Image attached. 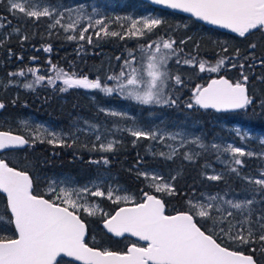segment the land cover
<instances>
[{
    "label": "trees",
    "instance_id": "obj_1",
    "mask_svg": "<svg viewBox=\"0 0 264 264\" xmlns=\"http://www.w3.org/2000/svg\"><path fill=\"white\" fill-rule=\"evenodd\" d=\"M48 1L60 4L66 0ZM155 9L161 13L162 23L146 36L144 35L145 37L129 36L127 32L122 31L124 26L120 23L122 20L120 14L128 12L129 9H117L112 15L115 24L109 32H118L124 38L106 36L102 33L97 36L96 31H88L85 36L91 37L89 43L87 39H79V32H77V41L69 39L68 32L62 27H52L53 21L49 17L38 19L27 17L18 10L13 13L9 11L8 0H0V101L5 105L0 112V129L29 138L20 126H16L15 121H9L4 117L17 119L32 114L43 121L53 122L68 135L64 138L66 143L63 147L37 140L24 149L2 153V159H5L9 165L31 174L36 194L43 195L42 179L39 180V176L65 172L72 173L80 184L110 176L114 181L136 193L139 200L143 199V192L155 194L164 201L168 214L187 210V201H194L205 191L226 194L249 191L252 196L264 200V190L245 179L264 170V160L261 158L235 157L223 167L221 180L207 179L208 165H216L217 159L225 156L224 149L217 144L220 137L235 141L238 145L254 144L250 138L236 134L233 125L239 124L244 129L249 128L264 134V108L260 106L261 100H264V79H261L264 77V66L248 68L247 64L250 61L243 59L250 53H254L257 61L264 58V36L255 33L247 34L246 37L224 32L213 33L201 27L203 25L193 17L170 9L158 7ZM25 36L27 39H23ZM162 38L176 42L174 48L177 52L171 56L168 63V71L172 79L167 81L166 93L176 99L177 103L174 106L155 108L164 112L170 121L175 118L179 121L200 124L204 134L201 141L203 147L200 145L201 151L195 160L185 159L184 149L178 151L172 159H166L151 149L150 139L137 140L126 130L130 124L129 118L109 116L100 110L99 104L126 103L127 100L118 93L108 95L94 89L93 95L89 96L83 88L77 87L61 92L60 89L66 86L56 79V71L53 70L55 66L56 69H63L69 75L75 74L76 78L86 76L89 80L99 79L103 86L113 87L115 81L108 80L107 77L119 74L124 67V61L130 58L129 53L135 58V65L144 64L143 60L146 56L144 49L153 41L160 42ZM252 43L256 44L255 49L249 47ZM44 47H50L51 51L45 52ZM225 48L227 52L224 51ZM237 49L240 52L239 61L231 60ZM152 50L154 48L149 51ZM193 58L196 67L183 63L184 60ZM221 58H229V62L222 66L219 72H199V62H205L206 67L215 66ZM177 59L181 61L179 64L176 63ZM232 62H237V65L239 62L245 63L244 71L249 76L247 85L250 96L254 97V105L247 109L224 113L201 109L199 106L188 108L186 105L190 102L196 86H204L211 78L222 75L233 82L240 79L241 70L239 66L232 68ZM29 68L36 69L38 75L45 77L43 82L34 84V90L23 87L24 83L35 81V77L28 71ZM20 71L25 73L23 77L10 75ZM176 75L181 77L182 84L175 83ZM48 78L53 79V84H48ZM131 106L134 109H141L144 115L149 110L148 105L132 102ZM219 116L229 117V124L223 125L217 122L215 118ZM79 125L90 128L92 134L80 131ZM98 133L116 137L121 143L113 151L102 152L99 150V142H95ZM94 144L95 150H93ZM103 158L109 160L107 165L103 163ZM236 158L242 161V165L234 163ZM91 161H100V163ZM143 167L158 168L169 177L175 176L176 179L173 180L175 194L154 193L147 187L145 179L138 175ZM233 167L237 172L231 171ZM120 206L122 205L109 204L110 215ZM10 215L6 196L0 193V225L3 224L5 230L8 229L7 234L14 235L13 224L6 223ZM81 217L87 223L89 236H104L110 241L111 248L117 250V243L120 240L113 238L104 230L103 218L88 217L83 213ZM130 239L126 238V241L130 242ZM229 244L233 248L237 247L231 242ZM254 246L259 248V244ZM251 247L253 245H245L238 250L254 255L258 264H264V255L251 252Z\"/></svg>",
    "mask_w": 264,
    "mask_h": 264
},
{
    "label": "snow or ice",
    "instance_id": "obj_2",
    "mask_svg": "<svg viewBox=\"0 0 264 264\" xmlns=\"http://www.w3.org/2000/svg\"><path fill=\"white\" fill-rule=\"evenodd\" d=\"M27 3L28 0H8L9 11L14 13L18 10L27 17L37 19L52 17L53 13L49 8L45 7L40 11L27 7ZM153 3L190 13L210 25L229 29L239 37H246L254 31H264V0H153ZM62 19L61 13L52 27L61 25L65 31H74L85 18L77 16L67 25L61 23ZM87 20V26L82 27L79 33L80 40L87 39L91 43V37H86L85 33L94 25L101 26L96 33L97 36L103 32L106 36L124 38L118 32H109L102 19L93 21L91 17H87ZM161 23L160 19L133 20L127 30L128 35L144 36L145 30L151 32ZM68 38L75 39L73 36ZM175 43V40L162 38L160 42L153 41L148 44L144 49L147 63L143 68L135 66V58L129 53L130 58L124 61V67L119 74L107 77L108 80L115 81L113 87L103 86L99 79L89 80L86 76L76 78L75 74L69 75L63 69H56L55 66L53 70L56 71V79L66 86L60 89L61 92L73 87L98 89L108 95L116 92L122 98L133 100L141 105L174 106L177 100L166 93V86L167 81L172 79L169 75L168 63L171 56L177 52L174 48ZM249 47L255 49L256 44L252 43ZM153 48L154 51H149ZM43 50L50 52L51 48L44 47ZM224 51L227 52V48ZM239 58L240 52L237 49L230 59L239 61ZM243 59L250 61L247 64L248 68L264 66V58L257 61L254 53H250ZM193 60L194 58L186 59L183 63L196 67ZM180 62L179 59L176 60V63ZM227 62L229 58H221L215 66L207 67L205 62H199V72L217 73ZM237 66L241 70L239 80L233 82L220 77L212 79L206 87L198 85L186 106L190 109L199 106L201 109H215L219 112L247 109L254 105V97L248 94L246 87L249 80V76L244 71L246 65L243 62H239L238 65L237 62L231 63L232 68ZM28 71L35 77V81L24 83L23 87L34 90V84L43 82L45 77L38 75L36 69L29 68ZM10 75L23 77L25 73L20 71ZM174 79L177 85L183 82L179 75H176ZM47 82L51 85L53 79L48 78ZM260 106L264 108V100H261ZM4 107L5 105L0 103V109ZM106 114L113 117L122 115L116 111ZM127 130L137 140L144 138L163 142L166 135L159 131L149 132L136 128ZM49 135L52 138L48 139L47 143L65 146L66 141L62 137L55 133H49ZM168 138L174 140L176 136H168ZM95 139L101 141V136L98 134ZM37 140L41 143L45 142L39 127L34 129V134L30 138L0 131V151L21 147ZM114 143V141L101 142L99 150L113 151ZM261 143L264 144V140ZM212 146L216 147V145ZM168 147L172 149L171 152L167 154L161 152L160 155L166 159H172L177 149L172 148L171 145ZM95 149L94 144L93 150ZM226 151L233 153L234 156L245 155L241 148L232 145H228ZM248 155L251 156L252 153ZM184 158L189 161L193 159L187 153ZM91 162L100 163V161ZM103 163L107 165L109 160L103 158ZM234 163L242 165V161L238 158L234 159ZM231 171L237 172V169L233 167ZM138 175L149 180L147 187L154 189L155 192L175 194L172 184L160 182L162 177L158 173L143 172ZM222 178L220 175L207 177L211 181H219ZM171 179L175 180L176 177L172 176ZM245 179L264 190V173L260 174V178L245 177ZM60 183L64 186L58 190L54 185H49L47 192L49 198H45L44 195L34 192L33 178L27 171L10 167L5 159H0V193L6 194L7 207L11 214L6 223L14 224L15 229L14 235H7L0 231V264H62V261L58 260L59 257H71L79 264H258L254 255L238 250L245 245H253L250 248L251 252L264 255V210L256 216L255 220H252L250 208L253 205L252 199L225 200L217 194L208 196L207 202L188 200L187 210L178 211L176 214H166L164 201L149 192H143V200L136 203L132 197L126 194L121 195L119 188L109 186L104 191L98 186L94 189L88 186L75 187L70 179ZM88 196L107 198L113 204L131 201L133 206L120 207L113 215H109L98 203H90ZM220 201L228 205V208H224ZM230 209H235L240 218H234L235 214ZM81 212L90 216L102 213L103 227L109 233L116 237L130 234L146 243L144 245L132 243L123 252L89 246L86 240L87 226L81 218ZM229 242L237 247L233 248ZM256 244H259V248L254 246Z\"/></svg>",
    "mask_w": 264,
    "mask_h": 264
},
{
    "label": "rangeland",
    "instance_id": "obj_3",
    "mask_svg": "<svg viewBox=\"0 0 264 264\" xmlns=\"http://www.w3.org/2000/svg\"><path fill=\"white\" fill-rule=\"evenodd\" d=\"M29 8H36L37 10L42 11L43 8L47 7L49 10L53 13L52 17H49L54 24V21L56 18H59L60 14H63V19L61 23L63 25H67L69 23H72L73 20L77 18V16H82L85 19L82 20V23L80 25H77L75 27V30H69L68 32L69 36L75 37V40L77 41V32L80 33L82 27L87 26L88 20L87 17H91L94 21L95 19H102L104 21V26L107 27L108 31H110L111 27L114 26V17L112 16L114 12L117 11V9H129L128 12L120 14L121 25L124 26L122 31L127 32L128 34V28L130 27L133 20L141 21L145 19H160L161 20V13L155 9L153 5H151L149 2L144 0H66L64 3H54L48 0H28V3L26 4ZM58 27H61V25H56ZM101 26L94 25L92 28L89 29V31H99V28ZM63 28V27H62ZM64 29V28H63ZM153 30V29H152ZM151 30V31H152ZM104 34L103 32H100ZM149 33L147 30H145V36ZM145 36H135V37H145ZM154 51V50H152ZM159 55V54H157ZM144 64H137L135 66L143 68L144 65L147 63V55L145 56ZM167 88V86H166ZM85 93L89 96L93 95L94 89H84ZM126 103L123 105H116V104H99L100 110L103 109L105 113L110 111H116L119 113H122L121 116L117 117H123V118H129L130 124L126 127L127 129H141L144 131H159L162 132L165 135V138L163 142H160L159 140H151V149L155 150L156 153L160 154L163 153H169L171 152V148L168 147L169 145L172 146V148H176L177 152L184 149L185 153L190 154L193 159L195 160L198 155L200 154V145L201 141L204 138L203 130L199 123L197 122H191V121H179L178 119H173L172 121L168 120L165 116V113L161 110H157V105H148L149 110L146 115L142 114L141 109H134L131 104L134 102V104H138L133 100L126 99ZM128 100H130L128 102ZM162 108V106H160ZM159 109V108H158ZM164 110V109H163ZM107 115V114H106ZM110 116V115H109ZM7 118L9 121H15L17 124L16 126H20V129L23 131V133L28 136L29 138L34 134V129L39 127L41 135L44 137L45 142L48 139H51L52 137L49 135V133H55L57 136L62 137L63 139L65 137H68L66 132H64L62 129H60L57 125H55L53 122H47L43 121L42 119L38 118L35 115H26L21 118L12 119L11 117H4ZM217 122L222 123L223 125L229 124L230 118L226 116H219L215 118ZM235 130V133L238 134L241 137H248L251 140H253L254 144H248L245 143L243 145H238L235 141L228 140L224 137H220L217 140V144H219L225 151V156L220 157L217 159L216 165H208L209 171L208 175H221L223 172V167L229 164L233 158L239 157L234 156L233 153L226 151L228 145H232L233 147H239L244 152L245 156L248 157H257L264 160V144L261 143L262 140H264V134L260 132H254L249 128H243L239 124H235L232 127ZM80 131H86L87 133H91V129L88 127H85L83 125H79ZM128 131V130H127ZM129 132V131H128ZM92 134V133H91ZM101 136V141H98L99 144L101 142L107 143L109 141H114V149H117L121 141L113 136H107L102 135L101 133H98ZM97 134V135H98ZM179 134V135H177ZM168 136H176V139H169ZM193 141H198L197 143H194ZM95 142L97 140L95 139ZM183 144V146H181ZM104 152V151H102ZM176 152V153H177ZM106 153V152H105ZM175 153V154H176ZM248 153H252L251 156L248 155ZM147 172V173H158L162 180L161 183L167 182L173 185V180L171 177H169L166 173H164L162 170L154 167H143L140 170V173ZM264 173V170H261L260 173L256 175H252L249 177L254 178H260V174ZM143 177V176H142ZM144 178V177H143ZM42 179V194L44 196H48V188L49 185H54L57 190L64 186L61 184V181H64L66 179H70L72 185L75 187H84L88 186L90 188L99 187L101 190L106 191L109 186L113 188H119L121 195H128L133 198V200L138 203L140 198L136 193L131 192L126 186L121 185L120 183L114 181L110 176H105L99 180L90 181L84 184H80L77 180V178L72 173H54L50 175H42L39 176V180ZM145 179V178H144ZM146 185L150 182L149 180H146ZM254 185V184H252ZM256 186V185H254ZM174 187V186H173ZM152 189V188H150ZM154 191V189H152ZM156 194L162 195L166 194L164 192H155ZM219 194L222 196L225 200H233V201H244L247 199L253 200V205L250 206L252 210V220L256 219V216L261 213L262 210H264V200L258 199L251 195L249 191H244L241 193L236 194H226L221 192H215V191H205L203 192L198 198H196L194 201H202L207 202L206 198L208 196L217 195ZM87 199L90 203H98L100 207L103 209L104 212H107L110 215V210H108L109 204H113L110 200L107 198H101V197H92L88 196ZM222 206L224 208H228V205L223 204V201H220ZM123 204H132V202L123 203L121 202L119 205ZM234 212L236 219L240 218L239 213L236 212L235 209H230ZM83 212H81L82 214ZM88 217H94V218H103L102 213H98L95 216H90L86 213H83ZM232 218V219H234ZM231 219V218H230ZM255 227V226H254ZM8 230V229H7ZM7 230H5L4 225H0V231L6 233ZM7 234V233H6ZM10 235V234H7Z\"/></svg>",
    "mask_w": 264,
    "mask_h": 264
},
{
    "label": "flooded vegetation",
    "instance_id": "obj_4",
    "mask_svg": "<svg viewBox=\"0 0 264 264\" xmlns=\"http://www.w3.org/2000/svg\"><path fill=\"white\" fill-rule=\"evenodd\" d=\"M200 22V21H198ZM203 26L204 29L206 30H210L212 31L213 33H219V32H224V33H231L229 31H225V30H221V29H218L216 27H213V26H210V25H207L203 22H200ZM253 33L255 34H260V35H263L264 36V31H254ZM233 34V33H231ZM249 92H250V89H249ZM46 197V196H45ZM47 198V197H46ZM143 200V199H142ZM140 200V201H142ZM139 201V202H140ZM138 202V203H139ZM167 213V212H166ZM168 214V213H167ZM82 218V217H81ZM85 221V220H84ZM86 222V221H85ZM87 224V223H86ZM88 227V226H87ZM113 237V236H112ZM115 238V237H113ZM126 238H131V237H128V236H125V237H122V238H115V239H118L120 240L117 246V250H114L111 248V245H110V241L104 237V236H95V235H92V236H87L86 240L89 244V246H93V247H96V248H107L109 250H112V251H118V252H123V251H126L127 247L131 246L132 243H137L139 245H144L145 243H142L136 239H133L131 238L130 239V242H127L126 241ZM90 241H94V243H90ZM58 260H61L62 261V264H79L77 261H74L72 259H68V258H65V257H59Z\"/></svg>",
    "mask_w": 264,
    "mask_h": 264
},
{
    "label": "water",
    "instance_id": "obj_5",
    "mask_svg": "<svg viewBox=\"0 0 264 264\" xmlns=\"http://www.w3.org/2000/svg\"><path fill=\"white\" fill-rule=\"evenodd\" d=\"M144 1H147V2H149L151 5H153V6H155V7H158V8H164V9H169V8H166L165 6H163V5H158V4H155V3H153V0H144ZM170 10H172V11H175V12H178V13H181V14H184V15H186V16H189V17H193L194 19H196L197 21H200V22H203V23H205V24H207V25H210V24H208L207 22H205V21H202V20H199V19H197L196 17H194V16H192L190 13H185V12H182V11H179V10H174V9H170ZM210 26H213V27H216V28H218V29H221V30H225V31H229V32H231L229 29H223V28H220L219 26H216V25H210ZM232 33V32H231ZM233 34H235V33H233ZM237 35V34H236ZM220 77H224V78H227V79H230V78H228L227 76H225V75H222V76H218V77H214V78H211L205 85H204V87H206L207 86V84L208 83H210L211 82V80L212 79H219ZM231 80V79H230ZM246 87H247V90H248V94L250 95V92H249V87H248V85H246ZM0 103H2L1 101H0ZM3 109H0V112L2 111ZM211 110H213V111H215V112H217L215 109H211ZM234 111H238V110H230V111H219V113H224V112H234ZM0 131H7V132H11L13 135H21V136H23L22 134H19V133H15V132H12V131H9V130H1L0 129ZM25 137V136H24ZM28 146V144H26V145H24V146H21V147H16V148H11V149H6V150H2V151H0V159H2V153L3 152H5V151H8V150H17V149H24V148H26ZM7 162V161H6ZM8 163V162H7ZM10 167H13V168H15L14 166H11V165H9ZM17 170H20V169H18V168H16ZM29 173V172H28ZM29 175L31 176V174L29 173ZM32 177V176H31ZM33 183H34V180H33ZM1 194H3L4 196H6V194L5 193H1ZM155 195V194H154ZM157 196V195H156ZM158 198H160L159 196H157ZM46 198V197H45ZM6 200H7V196H6ZM133 206V204H125V205H122V206H120V207H132ZM120 207H118L115 211H117V210H119V208ZM9 210V212H10V209H8ZM165 211H166V205H165ZM115 213V212H114ZM113 213V214H114ZM112 214V215H113ZM167 214V213H166ZM174 214H176V213H174ZM86 223V222H85ZM13 226H14V224H13ZM86 226H87V224H86ZM102 226H103V222H102ZM104 228V227H103ZM104 230L109 234V235H111V236H113V237H115V238H122V237H116V236H114L113 234H111V233H109L108 231H107V229H105L104 228ZM87 236H88V227H87V235H86V238H87ZM125 236H128V237H131V238H133V239H136V240H138V238L137 237H133V236H131L130 234H125ZM124 236V237H125ZM139 241V240H138ZM140 242H142V243H146V242H144V241H140ZM246 254H248V253H246ZM250 255H252V254H250ZM65 258H68V259H72V260H74L73 258H71V257H65ZM75 261V260H74ZM78 262V261H77ZM79 263V262H78Z\"/></svg>",
    "mask_w": 264,
    "mask_h": 264
},
{
    "label": "bare ground",
    "instance_id": "obj_6",
    "mask_svg": "<svg viewBox=\"0 0 264 264\" xmlns=\"http://www.w3.org/2000/svg\"><path fill=\"white\" fill-rule=\"evenodd\" d=\"M249 82V81H248Z\"/></svg>",
    "mask_w": 264,
    "mask_h": 264
}]
</instances>
